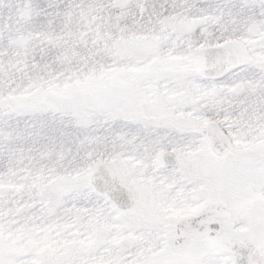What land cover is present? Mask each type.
<instances>
[{"label": "snow or ice", "instance_id": "snow-or-ice-1", "mask_svg": "<svg viewBox=\"0 0 264 264\" xmlns=\"http://www.w3.org/2000/svg\"><path fill=\"white\" fill-rule=\"evenodd\" d=\"M0 264H264V0H0Z\"/></svg>", "mask_w": 264, "mask_h": 264}]
</instances>
